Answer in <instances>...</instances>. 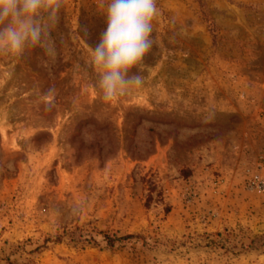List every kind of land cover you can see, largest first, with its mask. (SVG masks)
<instances>
[{
  "label": "rangeland",
  "instance_id": "rangeland-1",
  "mask_svg": "<svg viewBox=\"0 0 264 264\" xmlns=\"http://www.w3.org/2000/svg\"><path fill=\"white\" fill-rule=\"evenodd\" d=\"M106 3L67 0L54 58L0 57V264H264V0H157L110 103Z\"/></svg>",
  "mask_w": 264,
  "mask_h": 264
},
{
  "label": "clouds",
  "instance_id": "clouds-1",
  "mask_svg": "<svg viewBox=\"0 0 264 264\" xmlns=\"http://www.w3.org/2000/svg\"><path fill=\"white\" fill-rule=\"evenodd\" d=\"M66 4L67 0H0V57L21 56L40 47L54 58L51 32ZM159 15L157 0H107L106 27L90 49L103 102L143 87V62L155 44L153 21Z\"/></svg>",
  "mask_w": 264,
  "mask_h": 264
},
{
  "label": "trees",
  "instance_id": "trees-1",
  "mask_svg": "<svg viewBox=\"0 0 264 264\" xmlns=\"http://www.w3.org/2000/svg\"><path fill=\"white\" fill-rule=\"evenodd\" d=\"M64 234H68L70 238H72V237L74 236L73 233L65 232ZM80 234H82V232L79 233V235H78V240H79L80 242L87 243L88 241H87L86 239L83 240L84 236H83V235H80ZM61 239H62V237H57L56 240H55V242H60ZM106 239H107V242H108L109 246H112V245L114 244V242H116L115 239H110L109 237H106ZM70 240H71V241H74L73 238L70 239ZM47 241H48V240H47Z\"/></svg>",
  "mask_w": 264,
  "mask_h": 264
}]
</instances>
